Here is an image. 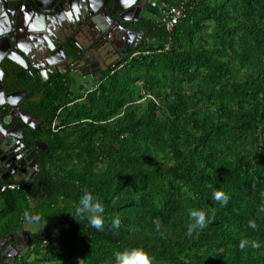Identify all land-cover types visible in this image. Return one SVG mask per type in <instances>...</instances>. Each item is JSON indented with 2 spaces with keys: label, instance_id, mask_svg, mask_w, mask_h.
I'll list each match as a JSON object with an SVG mask.
<instances>
[{
  "label": "trees",
  "instance_id": "obj_1",
  "mask_svg": "<svg viewBox=\"0 0 264 264\" xmlns=\"http://www.w3.org/2000/svg\"><path fill=\"white\" fill-rule=\"evenodd\" d=\"M162 2L185 4L186 18L172 31L146 19L147 44L82 97L72 82L31 92L42 123L28 144L47 148L0 213V239L31 241L12 264H113L131 248L152 264H264V0ZM86 191L104 205L103 231L71 215ZM193 210L206 223L189 234ZM48 222L59 231L25 230Z\"/></svg>",
  "mask_w": 264,
  "mask_h": 264
},
{
  "label": "flooded vegetation",
  "instance_id": "obj_2",
  "mask_svg": "<svg viewBox=\"0 0 264 264\" xmlns=\"http://www.w3.org/2000/svg\"><path fill=\"white\" fill-rule=\"evenodd\" d=\"M118 1L117 10L112 9L111 0H103L102 8L97 6L96 14L87 16V20L94 19L101 26L100 33L93 36L88 27L89 37L85 35L87 38L80 37V32L84 34L83 28L87 26L80 9L70 12V15H63L59 9L51 10L54 4L52 1H40L46 10L52 11L45 14L48 30L45 39L40 42L39 38L32 39L27 33L18 39V45L28 54L29 68L24 69L19 64L8 60L3 63L6 73L3 75L0 72V118L7 126L3 128L4 130L0 127V213L4 212L1 210L9 192L33 180L39 170L37 152L47 148V145L42 142H35L36 146L28 144L30 138L28 130H36L42 123L30 113L33 107L31 92L38 89L40 85L41 94L47 95L50 88L58 86L61 82H72V91L75 92L73 89L79 77L83 81V86L86 87L85 83L89 80L83 78L98 79L108 70L125 66L130 54L133 51H139L147 44L144 29L147 14L144 15V13L151 9L150 0H140L139 3H135L136 0ZM127 7L133 9L132 12L126 11V13L124 9ZM120 19L126 22L113 21H120ZM89 24L91 26V23ZM32 34L34 35V32ZM35 43H38L40 50H36ZM100 50L114 54L117 62L103 67L100 62ZM95 54L100 57L95 58ZM11 67L17 69L13 74L14 77L10 75L12 71L8 74V70L10 71L8 68ZM19 80L21 85L17 87ZM8 95H11L9 99L6 97ZM74 97L78 98L75 94ZM33 99L36 101L38 98ZM8 101L11 104L7 110L9 104H4ZM27 232L34 233L32 229ZM24 235V233L16 236L11 234L0 239V264H12L19 259V256L24 255L23 252L31 243L30 239Z\"/></svg>",
  "mask_w": 264,
  "mask_h": 264
},
{
  "label": "water",
  "instance_id": "obj_3",
  "mask_svg": "<svg viewBox=\"0 0 264 264\" xmlns=\"http://www.w3.org/2000/svg\"><path fill=\"white\" fill-rule=\"evenodd\" d=\"M40 1L43 0H0V72L3 75H5L6 71L2 65L6 60L14 64H19L24 69L29 68L30 60L27 57L28 54L21 48V46L18 45V39H20L21 36L24 37L27 33V35H29L32 39L39 38L40 42L44 40L45 35L48 32L47 18L45 15L48 14V12L59 9L63 15H70V12L73 13V11L76 12L77 9H80L84 23H87L86 27H89L91 30V35L93 36L99 34V31H101V26L98 22L94 19L87 20V16L90 14L95 15L97 6L102 8L103 0H49L54 3L51 7L52 11L46 10L43 3ZM111 1L113 3L112 9L117 10L119 1ZM137 2L138 0L135 1V3ZM132 10L133 9L130 7L124 9L125 12H132ZM121 20L122 19H120V21H113L117 23L126 22ZM89 23H91V26H89ZM83 31L86 35L87 33L85 30ZM32 32H34V35ZM34 46L37 51L40 50L38 43H35ZM6 97L9 99L11 95ZM10 104L11 103L9 101L4 104L8 105L7 110L10 108ZM6 126L7 124L0 118V127L3 129Z\"/></svg>",
  "mask_w": 264,
  "mask_h": 264
},
{
  "label": "clouds",
  "instance_id": "obj_4",
  "mask_svg": "<svg viewBox=\"0 0 264 264\" xmlns=\"http://www.w3.org/2000/svg\"><path fill=\"white\" fill-rule=\"evenodd\" d=\"M154 1V0H153ZM215 199L223 200L225 203L228 200V196L217 191L215 194ZM105 212L104 205L102 202L94 196L91 191H86L80 197L78 204L74 207V212L71 214L73 217H86L91 225V227L103 231L104 229V216ZM194 220V223L188 225V232L191 234L198 227H203L206 223V215L202 210H193L190 213ZM25 218L29 221H39L40 217L36 214L29 212L24 213ZM121 224L119 217L112 220V227L118 229ZM252 228L256 227V222L254 220L249 221ZM248 244L246 239L240 241V247L243 249ZM253 247H258V243L253 242ZM113 264H152L150 255L143 248H131L124 249L122 251H117L114 254Z\"/></svg>",
  "mask_w": 264,
  "mask_h": 264
},
{
  "label": "rangeland",
  "instance_id": "obj_5",
  "mask_svg": "<svg viewBox=\"0 0 264 264\" xmlns=\"http://www.w3.org/2000/svg\"><path fill=\"white\" fill-rule=\"evenodd\" d=\"M138 1H140V0H138ZM159 6H160V4L158 3L157 6L153 5V7H152V8H157L156 14L151 16V18L154 19V20H160L161 17H162V13L160 12ZM149 11H150V9L145 11L144 15H146ZM210 33H211V31H210ZM99 53L101 54L100 62H101L103 67H107L110 64H115V62H117V57L114 56V54L107 53L105 50H100ZM94 57L96 58V57H100V56L98 54H95ZM93 84H94V82L92 80L89 81V82L86 81V83H85L86 87H84L83 86V81H81V78L79 77V79H77V81H76V86H74V89H73L75 91L74 92L75 96L78 97V98L82 97L90 89L93 88L92 87ZM81 86H82V88H79ZM143 102H141V103H143ZM69 131L70 132L68 133V135H71V137H74L73 130L70 129ZM1 211H4V210H1ZM1 221H3V223H5L7 220L6 219H2ZM32 228H33L32 230L34 231V233H38L40 235H46V234L50 235V234H54L57 231H59L60 226L57 223H55V222H48V223H44V224L43 223L42 224H33ZM28 248H29V246L26 248L25 252H23L24 254L27 252ZM29 258L30 259H34L33 256H30ZM57 264H84V262L82 260H80V259H72L70 261H61V262H59Z\"/></svg>",
  "mask_w": 264,
  "mask_h": 264
},
{
  "label": "built area",
  "instance_id": "obj_6",
  "mask_svg": "<svg viewBox=\"0 0 264 264\" xmlns=\"http://www.w3.org/2000/svg\"><path fill=\"white\" fill-rule=\"evenodd\" d=\"M158 3L160 4L159 9L162 13L160 21L167 28V30L172 31L182 20L186 18L187 12L185 4L180 5V7H173L163 3L162 0H154V6H157Z\"/></svg>",
  "mask_w": 264,
  "mask_h": 264
},
{
  "label": "crops",
  "instance_id": "obj_7",
  "mask_svg": "<svg viewBox=\"0 0 264 264\" xmlns=\"http://www.w3.org/2000/svg\"><path fill=\"white\" fill-rule=\"evenodd\" d=\"M150 4H151V8L153 7V5H154V1L153 0H150ZM150 9V8H149ZM156 11H157V8H152V9H150V11L147 13V19H150L151 18V16H153L154 14H156ZM152 19V18H151ZM84 30H85V32L87 33V27H85V28H83ZM88 33H90V32H88ZM25 34V33H24ZM86 36L87 37H89L87 34H86ZM85 36V33L83 34L82 32H80V37L81 38H87ZM80 37H78V38H80ZM94 48V47H93ZM93 48L91 49V50H93ZM74 75H75V73H74ZM77 76H80V75H78L77 74ZM84 80H89V81H94L95 79H96V77H88V78H83ZM95 84L96 83H94L93 85H92V87H95ZM34 223H30V224H28L27 226H26V228H25V230H28V231H30L31 229H33L32 228V225H33ZM34 232V231H33Z\"/></svg>",
  "mask_w": 264,
  "mask_h": 264
}]
</instances>
